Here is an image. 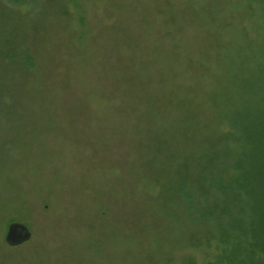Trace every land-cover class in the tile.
I'll use <instances>...</instances> for the list:
<instances>
[{
  "label": "rangeland",
  "instance_id": "rangeland-1",
  "mask_svg": "<svg viewBox=\"0 0 264 264\" xmlns=\"http://www.w3.org/2000/svg\"><path fill=\"white\" fill-rule=\"evenodd\" d=\"M246 118L264 120V0H0V264H217L253 196L173 194L171 217L160 162L197 139L217 165L198 151L191 176L227 186ZM12 222L29 241L6 244Z\"/></svg>",
  "mask_w": 264,
  "mask_h": 264
},
{
  "label": "trees",
  "instance_id": "trees-1",
  "mask_svg": "<svg viewBox=\"0 0 264 264\" xmlns=\"http://www.w3.org/2000/svg\"><path fill=\"white\" fill-rule=\"evenodd\" d=\"M14 1L17 2L19 0ZM246 120H248V123H246ZM246 124L248 125L245 126ZM178 129L180 130L181 127ZM240 129H242V134L250 149L238 164L243 172L236 179H230L228 185L225 186L224 179L221 177L219 181L211 177L205 181L200 179L198 174L194 177L193 172L191 176L189 166L198 159V151L200 157L207 158L208 169H213L217 165L215 158L210 157L203 150V147H199L196 139L192 142L193 147L189 148L182 158L173 153L162 158L160 163L168 170L161 184L160 190L162 192L160 195L166 197L163 202H171L166 206L165 211L169 216H174L175 218L177 217V202L173 194L174 196L182 194L188 201V206L192 207L194 202L195 204L197 202V196H208V193L212 189L216 190L215 194L225 196V194H228V190L233 192L236 187L235 195H237L238 190L242 186L250 196H253L254 203L251 205L250 214L248 215L250 218L246 221L244 219L247 216H235V221L227 224L229 226L228 231L223 226H219V230H221V232H218L219 239H233L234 242L228 250L224 249L221 255L216 257V262L217 264H264V120L255 122L250 118L243 119ZM179 140V138L172 139V136L168 137V145L175 146ZM209 145L208 143L206 146L209 147ZM211 145H213V141H211ZM175 160H179L180 163H184L186 166V168L183 167L181 172H177V177H174V172H170L174 168ZM152 161L156 165H159V160L156 156H153ZM212 210L211 207H208L204 211L199 209L195 214H198L199 219H203L204 221V218L214 215ZM220 210H222L219 212V216L221 217H223L221 215L222 212H225V215L228 212L225 205L224 207H220ZM176 240L178 239L175 238Z\"/></svg>",
  "mask_w": 264,
  "mask_h": 264
},
{
  "label": "water",
  "instance_id": "water-1",
  "mask_svg": "<svg viewBox=\"0 0 264 264\" xmlns=\"http://www.w3.org/2000/svg\"><path fill=\"white\" fill-rule=\"evenodd\" d=\"M31 238V232L29 228L20 222H12L8 225L5 234V242L9 246H18Z\"/></svg>",
  "mask_w": 264,
  "mask_h": 264
}]
</instances>
